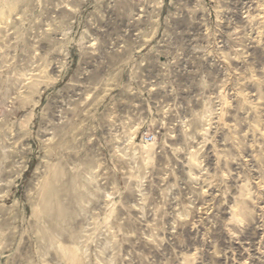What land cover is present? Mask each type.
Masks as SVG:
<instances>
[{"label":"rangeland","instance_id":"1","mask_svg":"<svg viewBox=\"0 0 264 264\" xmlns=\"http://www.w3.org/2000/svg\"><path fill=\"white\" fill-rule=\"evenodd\" d=\"M0 264H264V0H0Z\"/></svg>","mask_w":264,"mask_h":264},{"label":"built area","instance_id":"2","mask_svg":"<svg viewBox=\"0 0 264 264\" xmlns=\"http://www.w3.org/2000/svg\"><path fill=\"white\" fill-rule=\"evenodd\" d=\"M153 139H154V135L153 134H147V135H145V140L147 142H152Z\"/></svg>","mask_w":264,"mask_h":264}]
</instances>
